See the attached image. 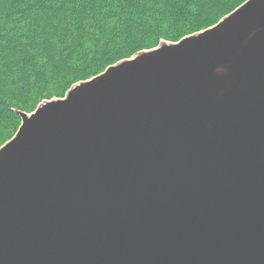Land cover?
Instances as JSON below:
<instances>
[{
	"label": "water",
	"instance_id": "obj_1",
	"mask_svg": "<svg viewBox=\"0 0 264 264\" xmlns=\"http://www.w3.org/2000/svg\"><path fill=\"white\" fill-rule=\"evenodd\" d=\"M16 114L0 264H264V0Z\"/></svg>",
	"mask_w": 264,
	"mask_h": 264
},
{
	"label": "trees",
	"instance_id": "obj_2",
	"mask_svg": "<svg viewBox=\"0 0 264 264\" xmlns=\"http://www.w3.org/2000/svg\"><path fill=\"white\" fill-rule=\"evenodd\" d=\"M245 1L0 0V133H16L17 111L30 113L112 64L205 30Z\"/></svg>",
	"mask_w": 264,
	"mask_h": 264
},
{
	"label": "rangeland",
	"instance_id": "obj_3",
	"mask_svg": "<svg viewBox=\"0 0 264 264\" xmlns=\"http://www.w3.org/2000/svg\"><path fill=\"white\" fill-rule=\"evenodd\" d=\"M43 101H46V100H43ZM43 101H41V102H43ZM41 102H40V103H41ZM40 103H39V104H40ZM37 105H38V104H37ZM36 107H37V106H36ZM35 109H36V108H35ZM35 109H34V110H35ZM34 110H33V111H34ZM25 113H26V112H25ZM13 136H14V135H13ZM13 136H12V137H13ZM12 137H9V138H8L7 135H5L4 133L1 132V133H0V144H1V143H2V144L0 145V147H2L6 142H8Z\"/></svg>",
	"mask_w": 264,
	"mask_h": 264
}]
</instances>
